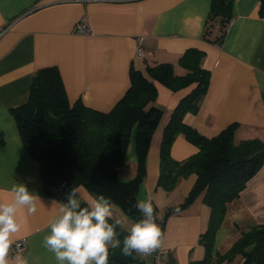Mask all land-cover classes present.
I'll return each instance as SVG.
<instances>
[{"label": "crops", "instance_id": "crops-1", "mask_svg": "<svg viewBox=\"0 0 264 264\" xmlns=\"http://www.w3.org/2000/svg\"><path fill=\"white\" fill-rule=\"evenodd\" d=\"M211 0H0V201H10V189L18 183L40 199L37 211L29 215L18 209L24 238L19 254L27 264H56L43 246L49 221L60 201L44 192L39 162L26 150L13 109L29 96L32 74L45 66L60 72L69 102L80 99L86 106L108 111L130 87V68L149 76L146 66L168 62L175 74L186 70L179 64L188 48L204 51L202 66L210 71L207 92L196 100V113L187 112L183 121L200 134L212 137L230 124H237L235 140H264V17L260 0H234L233 18L221 44L202 38ZM90 28L84 34L75 29L80 19ZM141 45L143 54L136 55ZM153 104L162 110L145 156V174L136 199H150L157 219L169 206L181 203L196 175L181 178L165 191L157 185L160 143L171 111L194 87L177 91L154 80ZM196 145L178 134L170 154L183 160L197 152ZM118 177L135 176L139 157L136 128H132ZM80 199L94 198L82 187ZM57 201L56 205H52ZM117 207V206H116ZM209 208L198 196L187 206L165 218L163 229L168 264H193L205 255L201 238L209 222ZM112 218L131 228L132 222L120 208L112 207ZM264 224V165L248 180L238 197L229 201L225 217L216 230L215 248L226 252L242 230ZM17 254L10 251V256ZM236 254L216 264H241ZM135 264H153L141 260Z\"/></svg>", "mask_w": 264, "mask_h": 264}, {"label": "trees", "instance_id": "trees-1", "mask_svg": "<svg viewBox=\"0 0 264 264\" xmlns=\"http://www.w3.org/2000/svg\"><path fill=\"white\" fill-rule=\"evenodd\" d=\"M233 2L211 0L202 34L204 40L222 43L233 18ZM259 14L264 17V0H260ZM203 56L201 49H186L178 59L186 70L184 74H175L168 62L146 66L149 76L131 66L130 87L108 111L90 108L80 99L69 102L58 68L45 66L32 74L27 101L12 112L26 150L39 162L46 195L66 203L68 193L75 188L81 207H87L88 203L79 196L78 188L82 187L93 197L103 194L110 198L135 223V216L142 217L135 208L136 190L145 174V156L152 134L162 116V110L153 104L157 93L154 80L172 91L194 84L171 111L164 126L157 185L170 191L189 174L194 173L196 180L184 200L169 206L165 217L156 222L163 233L168 215L201 196L210 211L209 222L201 238L205 255L193 264H216L236 254L242 256L241 264H264V224L242 230L224 253L215 248L216 230L225 217L227 203L238 197L264 165V140L254 137L236 141L235 123L206 137L183 121L187 112H197L196 100L209 87L210 71L202 66ZM134 127L139 161L135 176L123 180L118 177V170L125 164L129 135ZM178 134L198 148L183 160H175L170 154ZM109 223L116 224V220L111 217ZM116 231L121 242L129 232L120 223L116 224ZM139 261V257H123L119 248L110 249L108 264Z\"/></svg>", "mask_w": 264, "mask_h": 264}, {"label": "clouds", "instance_id": "clouds-1", "mask_svg": "<svg viewBox=\"0 0 264 264\" xmlns=\"http://www.w3.org/2000/svg\"><path fill=\"white\" fill-rule=\"evenodd\" d=\"M10 192V201H0V264H27L19 254L10 256L16 244L13 237L21 228L17 211L24 209L29 215L34 214L40 199L22 183L13 185ZM76 196L73 188L67 202L59 203L49 221L50 232L43 238V246L54 255L56 264H108L110 249L119 248L123 257L135 259L161 248L163 233L150 199L137 200L135 208L142 217L132 224L121 242L116 231L119 221L109 223L113 214L110 198L101 194L92 198L87 207H81ZM56 204L57 201L52 202Z\"/></svg>", "mask_w": 264, "mask_h": 264}, {"label": "built area", "instance_id": "built-area-1", "mask_svg": "<svg viewBox=\"0 0 264 264\" xmlns=\"http://www.w3.org/2000/svg\"><path fill=\"white\" fill-rule=\"evenodd\" d=\"M75 29L81 33H90V28L84 23V17L80 19L77 23ZM143 54V49L141 45L138 44L136 48V55L141 56ZM19 245V247H17ZM26 248V241L24 238L16 240V244L13 245L12 250L14 254H21ZM140 260H152L153 264H168L166 259V250L162 247L150 255L139 256Z\"/></svg>", "mask_w": 264, "mask_h": 264}, {"label": "rangeland", "instance_id": "rangeland-1", "mask_svg": "<svg viewBox=\"0 0 264 264\" xmlns=\"http://www.w3.org/2000/svg\"><path fill=\"white\" fill-rule=\"evenodd\" d=\"M113 205V204H112ZM113 207H115V208H117L115 205H113ZM114 219H116V217L114 216ZM122 225V224H121ZM123 227L125 228V229H127V231H129L130 230V228H127V225H123Z\"/></svg>", "mask_w": 264, "mask_h": 264}, {"label": "water", "instance_id": "water-1", "mask_svg": "<svg viewBox=\"0 0 264 264\" xmlns=\"http://www.w3.org/2000/svg\"><path fill=\"white\" fill-rule=\"evenodd\" d=\"M153 119H155V117H153ZM142 216V215H141ZM139 218V216H135V219L137 220Z\"/></svg>", "mask_w": 264, "mask_h": 264}]
</instances>
